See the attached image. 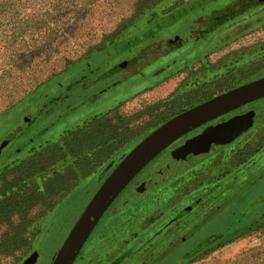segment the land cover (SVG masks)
<instances>
[{"label": "rangeland", "instance_id": "rangeland-1", "mask_svg": "<svg viewBox=\"0 0 264 264\" xmlns=\"http://www.w3.org/2000/svg\"><path fill=\"white\" fill-rule=\"evenodd\" d=\"M253 5L254 0H0V142L51 86L88 60L121 51L94 66V74L82 77L85 82L117 61H141L101 107L83 110L84 122L58 116L59 97L52 98L1 155L0 264H23L34 250L40 253L37 264H52L101 186L95 166H112L105 153L134 143L142 132L209 97L264 75V6ZM187 31L201 39L169 43ZM262 106L253 103L256 120ZM65 153L85 158L76 160L82 176L78 183L68 171L51 181L45 196L40 198L39 189V196L18 203L14 188ZM172 153V159L178 158ZM206 153L185 165L160 168L157 174L166 177L185 166L157 191L139 195L132 186L125 189L120 198L128 197L127 209L113 219L129 225L117 226L104 235L105 244L91 247L99 233L111 232L105 214L75 264H264V177L214 215L233 187L264 170V124L257 121L247 134ZM167 155H158L146 173L168 160ZM152 176L150 186L158 179ZM54 213H59L57 221L48 227ZM158 222L169 227L173 249L158 246L143 253L160 239L152 234ZM131 240V249L141 252L124 260L130 254L120 251Z\"/></svg>", "mask_w": 264, "mask_h": 264}, {"label": "water", "instance_id": "water-1", "mask_svg": "<svg viewBox=\"0 0 264 264\" xmlns=\"http://www.w3.org/2000/svg\"><path fill=\"white\" fill-rule=\"evenodd\" d=\"M190 36L191 34H186L185 36L177 35L173 40L181 43L184 40H189ZM112 53L103 54L88 60L81 68L51 86L31 106L29 112L22 117L21 124L14 127L11 133L0 142V157L14 143L24 128L28 126L33 119V114L42 107L45 101L66 87L74 78L91 70L94 66L110 57ZM263 98L264 76L207 99L173 116L157 127L123 157L121 162L102 182L69 232L52 264H74L93 230L110 206L124 192L133 179L165 149L192 130ZM255 114L256 110H251L218 126L209 127L181 144L172 154L179 158L183 155L220 149L226 143L231 142L252 128ZM151 180H154V178ZM151 180L141 183L135 190L142 193L147 189H155L161 183L158 177L153 182V186H150ZM39 257L40 253L34 250L23 264H37Z\"/></svg>", "mask_w": 264, "mask_h": 264}, {"label": "flooded vegetation", "instance_id": "flooded-vegetation-1", "mask_svg": "<svg viewBox=\"0 0 264 264\" xmlns=\"http://www.w3.org/2000/svg\"><path fill=\"white\" fill-rule=\"evenodd\" d=\"M262 6H264V0H254V5L251 6V7H262ZM229 8H231V7H229ZM187 33L188 34H191V36H190L191 43H195V42H197V41H199L201 39L199 37V35L197 33H195L194 31H187ZM188 41L189 40H186V41L184 40L183 42L180 43V42H177V41H175L173 39H169V43L172 44V45H176V44L185 45V43H190ZM138 58H140V56H138ZM142 58L144 59V57H142ZM140 62L141 61L138 60V59H136V60H130V61H125V60L124 61H117L116 63L111 64L107 69H105L103 71H97L96 74H95L94 79H91V80L85 82L86 80H83L82 79V77L85 74H91V73L94 74L95 73V70H93V69L92 70H88V71L84 72L83 74H81V75L77 76L76 78H74L62 90H60L56 94L52 95L47 101H45V103L43 105L45 106L47 104V102H49L52 98L58 96L59 97V100H58V102L55 103L56 105H58V107H56V110H58L57 113L59 112L58 113V116H63L65 114V117H69L70 119L73 118L77 122L79 120H80V122H84L86 120V117L82 113L83 110L89 108V106H91V105L96 106V107H101L102 104L105 103L104 102V99H106L110 94H112L114 91L117 90V88L119 86V83H124L126 81L125 79L126 78L128 79L132 75V72H134L133 71V65L134 64L137 65ZM82 66L83 65H81L80 67L76 68L73 72H75L76 70H78ZM73 72H71V73H73ZM263 76L264 75H261V76H258L257 78H260V77H263ZM253 80H255V79H253ZM253 80H251V81H253ZM248 82H250V81H248ZM245 83H247V82L238 84L236 86H239V85H242V84H245ZM236 86H234V87H236ZM231 88H233V87H231ZM231 88H229V89H231ZM229 89H227V90H229ZM227 90H225V91H227ZM255 102H257V101H255ZM66 103H69V107L68 108H64L63 107L64 105H66ZM199 103H201V102H199ZM199 103H197V104H199ZM253 103L254 102H251V103L246 104V105H244V106H242V107H240V108H238L236 110H233V111H231V112H229L227 114H224L223 116L218 117V118L212 120L211 122H208V123H206V124H204V125L196 128V129L192 130L188 134H186L183 137H181L180 139H178L176 142H174L171 146H169L167 149H165L162 152L163 154H168L167 155L168 156V160H165L164 162H162L159 165H157V167H155L150 173L149 172L146 173L145 170L149 167V165L146 166L133 179V181L128 185V187L129 186H132L133 190L136 191L135 188L137 187V185H140L143 182H146V181H149V180L153 179V176L152 175H155V176H157V177L160 178V180H161L160 185L157 186L155 189H151V190L150 189H147V190H145L142 193H138L139 195H144V194H147L149 192L157 191L163 185L168 184L170 182V179H172L173 177H175L176 175H178V173L181 170H184L185 169V166H183V167H177L176 166L177 169L170 170L168 173H166V177L162 176L161 173L160 174H157V172L159 171L160 168H163L165 170H169V169H171L174 166V164H176V165H185V163H187V162L189 163L192 158H194L196 156H200L202 154V153L189 154V155H183V156H181L179 158L172 159L171 152L174 151L175 148H177L181 144L185 143V141L188 138H192V137H194V136L202 133L205 129H207L209 127L218 126V125H220V124L228 121L229 119H231L233 117H236L238 114L246 113V112L251 111V110H256V108L253 107ZM115 104H117V103H115ZM197 104H195V105H197ZM117 105H115V106H117ZM195 105H193V106H195ZM193 106H191V107H193ZM191 107H189V108H191ZM189 108H187V109H189ZM183 111H181V112H183ZM66 112H69V113H66ZM181 112H179V113H181ZM257 114L258 113H257V110H256V114H255V117H254V124H253L252 128H250L249 130L245 131L239 137H242L243 135L247 134L248 132H250L251 130H253L255 128V126L257 124V120H256ZM67 115H70V116H67ZM80 116H81V118H80ZM90 122H91V120L88 121L87 123L89 124ZM87 123L84 126H88ZM156 128H157V126L151 128L148 131L142 132L141 138L139 140L135 141L134 143H129V144H125V145H124V143H122L120 147H116V148L112 149L110 152L105 153L104 155L106 156V158H109V157L112 158L111 159L112 166L109 167V163L110 162H103V163L100 162V163H98V165L95 166V169H96V172H95V174H96V177H95L96 182H98V184L99 183L102 184V182L107 178V176L121 162L122 158L125 157L139 142H141L146 136H148ZM239 137H237V138H239ZM237 138H235L234 140H236ZM234 140H232V141H234ZM229 143H226L222 147L226 146ZM211 151L206 150L205 153L206 152L210 153ZM88 156H89V154H88ZM175 159L178 160L176 163H175ZM181 161H184V163L181 164ZM176 172H178V173H176ZM170 174H172L173 176L171 178H168L169 177L168 175H170ZM81 178H82V176L79 175V179H81ZM120 196L116 199V201L110 206V208L105 213V214L108 215L109 219L108 220L105 219V221H107V222H105L104 224L106 225L105 227H107V226L110 227L109 230L111 232H109V231H102L101 233H99V235L97 236L98 239H99L98 242H96L95 239H93L92 240V243H91V247H95V244H98L100 242L102 244H105L106 243V237L104 235L106 233H108V234L113 233V230H116L117 229V226L118 227L121 226V228H123V227L129 225L130 222H126V220H124L122 222H119V220H117L118 218L113 219V217L118 216L120 214V212L122 213L123 211H125V209H127V206H128V202H129L128 197L120 198ZM141 199L142 198H137V199H134V200L135 201L136 200L137 201H140ZM58 214L59 213H54L53 214L52 219H51V222L53 220L57 221ZM105 214H104L103 217H105ZM163 216H165V214L164 215L162 214L161 215V218ZM103 217H102V219H103ZM101 221L102 220H100V222L98 223L97 226L100 225ZM114 221H115V224H114ZM202 226H203V223L200 225V227H202ZM200 227L198 226L196 229H198ZM167 228H169V227H167L166 224L165 225H162L160 222L154 223V225L152 226V229H153L152 234L153 235H157L158 234L157 237L160 236V239L158 240L156 238L157 240L155 239L153 241V247H149L147 250H143V253H150L152 251V249H155L156 250V248L158 246L160 247V250L162 249L163 246L166 247V249H165L166 251L171 250L172 245L171 244L169 245V242H171L172 236H171V234L169 232L167 234V231H168ZM116 235H121V232H116ZM91 237L92 236H90L87 241L91 240ZM184 239H185V237H183L181 239V241H184ZM178 242L174 245L175 247L178 246V244H179ZM130 243H131V245H128L126 248H123L122 251H120V252H122V253L123 252H129L128 254H130V255H133V254H136L137 253L139 255L140 252H141V249L138 248L137 250H132L131 249L132 248L131 246H133L132 245L133 240H131ZM167 244L169 245L168 247H167ZM165 253H167V252H165ZM79 256L80 255H78V257L76 258L74 264L78 260ZM126 259H129V257H126ZM155 262L156 261H153L150 264H155ZM113 263L114 264H120V261H113Z\"/></svg>", "mask_w": 264, "mask_h": 264}, {"label": "trees", "instance_id": "trees-1", "mask_svg": "<svg viewBox=\"0 0 264 264\" xmlns=\"http://www.w3.org/2000/svg\"><path fill=\"white\" fill-rule=\"evenodd\" d=\"M124 47H126V45H124ZM110 52H113V53L110 55V57L105 59L103 62L107 61L110 58L116 57L117 55L120 54L121 51H119V49H113L111 51L99 54L96 57H98L100 55H103V54L110 53ZM103 62H101V63H103ZM209 98H211V97H209ZM209 98H207V99H209ZM259 101L262 102V104H263L262 108L264 109V98L259 100ZM36 102H34L33 104H35ZM263 109H262V113L260 114V116H259V118L257 120V121L261 122L262 124H264V110ZM65 154L66 155H64V156L58 158L57 160L47 164V166H45L44 169H40V172L37 171V173H32L30 176L26 177L20 184H18V186L16 188H14V191H15L14 196L17 198L18 203H24L25 204V203L29 202V200L31 198V195L35 196V194H36L37 196H39V192H38L39 189H40V198L42 196H45L46 195L45 191L47 189H49L51 181L55 180L59 175H66V173L68 171L72 172L73 175H75L77 177V183H78V181L80 179H79L78 170L75 168L76 160L77 159L85 160V158L81 154L79 155V157L74 155V154L71 155V153L70 154L69 153H65ZM263 165H264V163L261 166H263ZM242 170H243V168H242ZM87 171H88V169L86 170L85 173H87ZM261 172L262 173H259L258 175H255V176H248V179L243 184L233 187L232 188L233 190L230 193V195L227 198V200L225 201V203L217 208V210H216L214 215H217L221 210H223L225 207L229 206L231 203H235L240 196H242L244 193H246L258 181H260L264 177V170L263 171L261 170ZM39 174H40V180H39ZM39 185H40V188H39ZM71 189L72 188H70L68 191H70ZM5 194L8 195V192H5ZM1 198L2 197L0 196V200H4V199H1ZM160 198H163V196H160ZM210 219H211V217H209L205 222L209 221ZM54 223H55V220H54ZM51 225H52V222L48 224V227H50ZM195 231L191 232L188 235V237L190 235H192ZM186 238H187V236L185 237V239ZM215 238H216L215 236L211 237L208 241H205L204 245L205 246L208 245L209 243L214 241ZM165 255H163V256H165ZM130 256H133V255L125 256L124 260L126 259V257H130Z\"/></svg>", "mask_w": 264, "mask_h": 264}, {"label": "crops", "instance_id": "crops-1", "mask_svg": "<svg viewBox=\"0 0 264 264\" xmlns=\"http://www.w3.org/2000/svg\"><path fill=\"white\" fill-rule=\"evenodd\" d=\"M91 184H92V182H90ZM90 183H88V184H90Z\"/></svg>", "mask_w": 264, "mask_h": 264}]
</instances>
